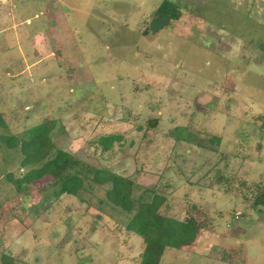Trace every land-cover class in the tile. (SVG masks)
I'll return each mask as SVG.
<instances>
[{
    "label": "rangeland",
    "instance_id": "rangeland-1",
    "mask_svg": "<svg viewBox=\"0 0 264 264\" xmlns=\"http://www.w3.org/2000/svg\"><path fill=\"white\" fill-rule=\"evenodd\" d=\"M163 2L179 14L150 34ZM0 113L13 134L56 120L57 146L159 186L161 212L204 224L159 264H264V0H0ZM177 126L220 143L175 141ZM0 178V254L20 261L5 264L139 263L142 237L47 196L49 177L16 193Z\"/></svg>",
    "mask_w": 264,
    "mask_h": 264
},
{
    "label": "trees",
    "instance_id": "trees-1",
    "mask_svg": "<svg viewBox=\"0 0 264 264\" xmlns=\"http://www.w3.org/2000/svg\"><path fill=\"white\" fill-rule=\"evenodd\" d=\"M166 4L161 3L156 12L169 13L172 19L176 18L178 6L166 9ZM156 123V119L149 122L150 126ZM55 125L56 120L42 117L13 134L0 113V177L10 193L19 191L24 183L49 177L47 196L72 195L142 237L144 247L138 264H159L164 250L170 247L178 249L192 242L203 223L194 216L179 221L161 212L167 198L159 186L149 188L135 182L132 177L116 173L109 166L96 167L57 146L51 137ZM260 127L264 129V119ZM170 134L175 141L183 139L210 150H215L220 143L215 135L199 139L186 126H177ZM116 138V134H100L94 144L104 152L111 148ZM15 164L22 168L20 175L12 169ZM256 193L255 204L256 198L264 191ZM2 202L0 199V204ZM8 260L9 263L20 262L15 257L0 254L1 264Z\"/></svg>",
    "mask_w": 264,
    "mask_h": 264
},
{
    "label": "water",
    "instance_id": "water-1",
    "mask_svg": "<svg viewBox=\"0 0 264 264\" xmlns=\"http://www.w3.org/2000/svg\"><path fill=\"white\" fill-rule=\"evenodd\" d=\"M171 16L169 14H160L159 18L155 21L152 17L148 23V30L150 34L158 31L169 24ZM256 204L259 208L264 209V194L259 196L256 200Z\"/></svg>",
    "mask_w": 264,
    "mask_h": 264
},
{
    "label": "flooded vegetation",
    "instance_id": "flooded-vegetation-1",
    "mask_svg": "<svg viewBox=\"0 0 264 264\" xmlns=\"http://www.w3.org/2000/svg\"><path fill=\"white\" fill-rule=\"evenodd\" d=\"M160 14H165V13H157V14H155V16H154V20L155 21L159 18Z\"/></svg>",
    "mask_w": 264,
    "mask_h": 264
}]
</instances>
